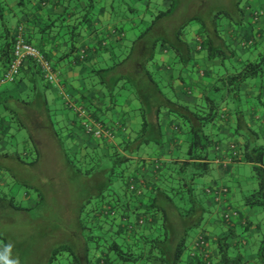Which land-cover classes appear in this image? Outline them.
I'll use <instances>...</instances> for the list:
<instances>
[{
  "label": "trees",
  "instance_id": "1",
  "mask_svg": "<svg viewBox=\"0 0 264 264\" xmlns=\"http://www.w3.org/2000/svg\"><path fill=\"white\" fill-rule=\"evenodd\" d=\"M29 1L18 0V6L23 8ZM134 1L56 0L63 8L62 13L48 18L41 29L42 33L51 35L57 48L64 44L63 49H58L61 54L54 63L72 56L76 64L90 61L86 51L74 56L77 38L103 13L114 20V32L122 42L119 54H108L103 63L97 58L83 78L84 88H99L103 92L105 111H112L119 97L129 99L137 124L135 129L120 130L115 144H109L108 156L90 154L88 164L73 163L74 157L65 152L68 168L64 176L67 173L70 186L60 190L61 186L55 183L59 194L56 197L54 193L51 199L75 193L77 200L71 203L72 209L58 207L54 202L49 205V192L54 191L51 179L44 181L43 186L26 187L22 182L26 187L24 197L32 192L37 201L34 206H25L11 198L9 210L0 204V226L13 223L15 218L17 224L25 220L27 230L33 233L40 230L44 239L41 251L47 252L48 260L58 261L57 264H264V237L257 242L255 259L246 261L243 242L235 241L234 226L240 214L226 203L220 220L227 233L216 240V257L206 250L209 217L220 198L228 194L225 187L207 184L212 168L211 152L222 141V137L212 134L211 127L218 121L228 124V115L241 119L245 108L242 107L243 89L257 79L264 81V46L259 47V41L253 37L240 35L244 40L241 47L255 56L233 63L237 58L236 46L225 36L227 26L246 25L249 0H234L233 7L219 8L214 13H208V0H154L153 5L148 0L143 11L135 7ZM261 13L253 10L254 25L264 23V10ZM9 14L7 3L0 0V67L5 71L15 59V38L19 29L22 31V28L16 33L13 31ZM262 30L263 35L264 26ZM192 34L195 47L189 43ZM102 44L98 47L106 50ZM37 49L56 73L52 55ZM195 55H203L206 61H219L223 73L217 75L207 93L189 105L176 98L174 88L184 81ZM25 60L37 68L44 82L55 84L47 81L39 65L29 58L22 61L17 78ZM67 106L79 119L85 134L107 144L114 139V133L88 114L84 106L73 102ZM164 113L176 124L173 131L183 136V154L172 157L169 162L153 161L155 166L149 178L137 181L132 168L140 162L141 169L147 167L145 161L137 160L139 156L146 149L154 152L174 141L165 134ZM47 118L54 125V118ZM15 120V130L16 123L17 129L26 128V123ZM88 126L92 127L91 131ZM241 126L238 124L230 131V136L240 138V143L229 145V159L250 164L253 171L256 187L242 195L243 206L264 210V144L259 132L251 128L238 134ZM98 128L102 131L101 137L94 134ZM60 129L61 134L63 129ZM58 140L63 145L65 139L58 136ZM33 144L29 145V151L17 153L19 161L26 162L27 157L34 156ZM60 191L65 194L61 195ZM68 209L72 211L70 217L63 218L70 212ZM34 211L37 213L32 215ZM42 217L51 221L47 225L43 222L39 228L35 222ZM0 242L6 254L7 240L0 236Z\"/></svg>",
  "mask_w": 264,
  "mask_h": 264
},
{
  "label": "crops",
  "instance_id": "2",
  "mask_svg": "<svg viewBox=\"0 0 264 264\" xmlns=\"http://www.w3.org/2000/svg\"><path fill=\"white\" fill-rule=\"evenodd\" d=\"M2 1L6 2L9 7L13 31L16 33L18 32V28H22L23 36L34 47L52 55V65L57 69V81L54 85L44 82L37 68L29 65V61L25 60L17 80L13 83L0 86V159L2 157L8 159V154H10L9 149L11 148L10 144H14V137L12 135L15 130V119H19L26 124L27 122H36L39 119L45 121L42 123L40 135L36 137L38 142L32 144L36 147L35 153L37 154L42 155L48 149L50 154L56 155L60 173L64 174V170L68 168L65 152H69L74 157L73 163L81 165L89 163L90 154L92 153L108 156L110 154L109 144H115V138L118 137L120 130H124L125 128L135 129L137 124L136 117L132 112L133 106L129 99L121 96L117 99L116 106L112 111H105L104 105L106 99L103 92L99 88L91 90L84 88L83 78L93 68L94 61L97 58L102 59L101 63H103V59L107 58L108 54L112 52L116 53L115 56L119 54L118 49L121 48L122 42L118 40L117 32H114V20L112 17L108 13H103L101 17L94 19L93 26L81 37L77 38L74 56L86 51L90 61L84 62V64H82L83 62L76 64L73 62L72 56L54 63L61 54L58 49H63L64 44L60 45V48H57L51 35L42 33L41 29L48 23V18L53 19L55 16L60 15L63 8L56 4V0H30L25 3L23 8L22 6H18V0ZM147 3L148 0L134 1L135 7L141 11L145 9ZM248 3L250 6L244 19L246 25L235 28L226 27V38L236 46L237 58L234 59L233 63H241L255 56V53H252L249 49L241 47L244 40L242 41L240 35L246 38L253 37V39L255 38L259 41V47L264 46V34L262 35L264 23L261 22L254 25L252 18L253 8L264 10V0H249ZM193 41L192 38L191 40L189 39L190 45L195 47ZM101 42H103L102 45L106 46V50L98 47ZM164 59L168 60V57ZM4 71L5 69L0 67V76ZM169 72L171 73V71ZM221 73H223V68L219 61H206L203 55H195L192 67L189 69L188 74L185 75L184 81L176 84L174 94L178 100L193 105L204 93H207L211 89L217 75ZM243 94V101L246 106L243 110L242 118L238 120L234 119V116L228 115V124L223 125L222 121H218L217 124L211 127L212 134L222 137V141L218 148L211 152L212 168L207 177V184L210 187H214L216 184L215 188L225 187L228 190V194L226 195L227 197L220 198L218 204L213 208V210H216V213H213L209 217L207 232L210 237L206 250L210 252V255L216 257V253L214 252L216 240L227 233L226 227L220 220L221 210L225 209L226 203L227 207L235 209L240 214L234 226V231L237 234L235 241L243 242L246 261H252L256 257L257 242L264 237V234L259 223L254 224L251 221V219L257 221V218L254 217H258L259 209H248L242 204V191L239 185L238 171L242 165L247 163L232 162L229 159V145H238L240 143V138H232L230 136V131L234 130L238 124L242 125L237 131L238 134L244 133L247 128H251L259 132L262 139L260 141L264 144V111H262L264 109V103H262L264 101V81L257 79V81L251 82L248 88L243 89ZM254 100H258L261 105L260 108L254 105ZM70 102L84 106L89 112L88 114L114 133V139L112 141L109 140L107 144V142L104 143L101 140L99 142L85 134L79 119L68 109L67 105ZM47 116L54 118V125L53 123L49 124L50 121ZM170 120V117L164 113L162 118L164 131L168 138L173 137V143L165 144L161 149H156L154 152L146 149V154L144 153L142 156H139L137 160L145 161L147 167L141 169L143 164L140 162L132 168L131 172L138 177L137 181L149 178L155 166L153 165V161L158 159L159 161L169 162L174 156H182L183 148L181 146L183 145V136L177 135L173 131L176 124L170 122ZM60 127L63 129L61 134L60 132L58 133ZM26 128L28 127L26 126ZM58 136L65 139L62 143L63 145L58 140ZM6 137L8 140L5 139ZM10 140L12 141L10 142ZM24 147V150L29 151L28 142L24 141ZM10 158L14 162L10 161V165L8 166L1 164L3 168L9 169L14 166L19 168L23 166L27 167V165L35 166L39 162L28 164V161H26L27 163L25 161L21 162L17 157L9 156ZM42 172L41 176L45 174L44 168ZM10 176L11 178L6 177L1 171L0 186L8 187L14 182L15 177L12 174ZM52 176L54 179L50 176L48 178L55 182L56 176L53 172ZM36 178L24 175L23 177H18V180L23 182L26 187H32L35 184ZM25 198V206H34L37 201L35 196L28 195ZM140 201L144 202V199L141 198ZM196 234H198V231ZM193 239L191 240L193 241ZM241 242L240 244H242ZM191 248L192 245L190 246ZM5 252V246L0 242V264H3L2 262L7 259L5 258Z\"/></svg>",
  "mask_w": 264,
  "mask_h": 264
},
{
  "label": "rangeland",
  "instance_id": "3",
  "mask_svg": "<svg viewBox=\"0 0 264 264\" xmlns=\"http://www.w3.org/2000/svg\"><path fill=\"white\" fill-rule=\"evenodd\" d=\"M233 1L234 0H208V5H207L208 13H212V12L214 13L219 8L226 9V7H233ZM154 2H155L154 0H151L150 5L151 4L153 5ZM253 10L258 13H261L262 11V9L259 8H253ZM190 36L192 38V35ZM256 101L254 105H256L257 108H260L261 107L260 103L258 102V100ZM262 103H264V101H262ZM244 105L245 104L243 103L242 107H245ZM262 111H264V109ZM44 122L45 121H42L41 119L36 120V122H27L26 126L28 128L24 127L21 129L20 128L17 129V123L15 124L16 130H14L12 135V137H14L13 139L14 144L13 143L10 144L11 148L9 149L10 154H8V159L3 157L0 159V170L6 175V177L9 178H11L10 176L11 174L15 178L16 176L18 178L20 176L23 177L24 175H26L27 177H34V178L37 177L36 180L34 181L36 186L40 184L43 186L44 184L43 182L48 180V176L53 178L52 176V172H53L56 176V181L54 182V186L53 183H51V187H53L54 191L49 192L48 195V198L50 199L48 200L50 202L49 205H51L52 202H54L58 207L64 209L66 207H69L72 209V207L70 206L71 203L74 204L73 200L74 199L75 201L77 200V196L75 193H67L66 197L64 198H60L59 196V199H51V196L54 193H56V197L59 194L56 190L55 183L58 186H61L59 188L60 190H63L64 186L67 187L70 186L69 185L70 179L67 180L68 179L67 173L65 174V176L63 173H60L59 164L58 161L56 160V155L50 154L48 149H46L42 155L34 153L33 157H29V158L27 157L28 164L32 160H35V162L39 161L35 166L27 165V167L23 166L19 168L17 166H14L9 169L3 168L1 166V164L7 166L10 165L9 164L10 161L14 162V160H11V158L9 159V156L17 157V152L22 153V150H24L25 148L24 147L25 140L28 142V145L30 144L32 145L33 142H38L36 137L40 135L43 125L42 123ZM55 128H57V126H55ZM5 139L8 140L7 137ZM11 141L12 140H10V142ZM43 168L45 174L41 176V174L43 173L42 172ZM46 174H48V176H46ZM238 177L240 179L239 185L242 191V195L249 194V192H251L256 187V182L253 177V171L251 165L248 164L242 165L238 171ZM25 190L26 187L23 185V183L18 179H15L12 185L0 189V198L2 199L0 200V204L6 206L4 209L9 210L7 206L10 202V199L13 198L16 203H21L22 205H24L26 200V198L24 197ZM63 194H65L64 191L61 192V195ZM33 195L34 194L31 192L32 197ZM49 209L46 208V210ZM71 209H68V211L70 212H67L66 213L67 215L63 216V218L65 217L68 218V216L72 212ZM212 212L216 213V210L214 209ZM35 213L37 212L34 211L32 215H34ZM40 213L42 214V212ZM44 214L50 215L49 211L47 212L44 211ZM254 218H257V221L255 219H251V221L254 224L258 222L264 234V210H259L258 217H254ZM28 220L29 217L27 218V222ZM212 220L214 219L212 218ZM50 221H51L50 219H45L42 217L39 220H37V222L35 223L38 224V227L40 228L41 226H43L42 224L46 223L47 225V222L49 223ZM10 222L9 223L5 222L3 223V225L0 226V236L5 237L9 245V249L7 250V253L5 255V258L7 259L5 260L6 262L4 261V264H57L58 261L48 260L49 254L47 252L45 253L44 250L41 251V248L43 247L44 239L42 238L43 236L41 235L40 230L38 232L34 231V233L33 231L27 230L25 220L17 224L18 219L15 218L13 223Z\"/></svg>",
  "mask_w": 264,
  "mask_h": 264
},
{
  "label": "built area",
  "instance_id": "4",
  "mask_svg": "<svg viewBox=\"0 0 264 264\" xmlns=\"http://www.w3.org/2000/svg\"><path fill=\"white\" fill-rule=\"evenodd\" d=\"M260 13L259 15H261ZM14 61L10 64L9 68L0 76V86L5 83L14 81L18 74L21 63L24 59L29 58L34 60L41 68L44 78L50 83H55L57 81V75L53 71L52 66L48 60L44 58L42 53L34 46L26 43L24 37L22 36V31L19 29L18 35L15 38L14 43ZM89 131L92 127L88 126ZM94 134L98 137L102 136V131L100 128L94 130ZM229 218V217H228Z\"/></svg>",
  "mask_w": 264,
  "mask_h": 264
}]
</instances>
